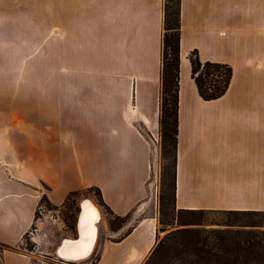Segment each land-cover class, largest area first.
<instances>
[{"label": "crops", "instance_id": "0c3cea01", "mask_svg": "<svg viewBox=\"0 0 264 264\" xmlns=\"http://www.w3.org/2000/svg\"><path fill=\"white\" fill-rule=\"evenodd\" d=\"M164 6L0 0V264H74L45 260L38 243L27 253L23 239L44 195L59 206L78 192L103 215L92 186L114 214L134 216L87 264L151 254ZM193 51L232 66L222 97L199 95ZM180 57L176 208L264 210V0H181Z\"/></svg>", "mask_w": 264, "mask_h": 264}, {"label": "trees", "instance_id": "16d2710c", "mask_svg": "<svg viewBox=\"0 0 264 264\" xmlns=\"http://www.w3.org/2000/svg\"><path fill=\"white\" fill-rule=\"evenodd\" d=\"M180 39L181 0H165L159 124L164 151L171 147L173 158L170 204L177 212V219H181L183 223L201 224V221L200 223L194 221L193 217H201L211 211L224 216L220 220L221 223L218 224L223 226L172 230L165 238L156 243L143 264H264V210L176 208ZM189 59L191 76L199 95L207 101L222 97L229 89L233 78L232 66L224 62L202 61L197 51L191 52ZM89 190L94 191L98 204L110 215L111 229L117 230L123 226L130 215L114 214L105 203L99 187L92 186ZM76 195L77 192L71 193L67 201ZM163 199H165L164 196ZM42 203L52 205L46 195L42 196L39 205ZM130 230L131 228L127 230L126 234Z\"/></svg>", "mask_w": 264, "mask_h": 264}, {"label": "rangeland", "instance_id": "374dc122", "mask_svg": "<svg viewBox=\"0 0 264 264\" xmlns=\"http://www.w3.org/2000/svg\"><path fill=\"white\" fill-rule=\"evenodd\" d=\"M155 137V143H152V146L154 148L152 152L153 159L151 161L152 171L147 184H149L150 182L152 183L151 186H149L148 196L150 198H153V202L151 203L152 209L158 212L156 243L161 241L170 231L175 229L189 227L214 228L223 226L218 225L219 223H221L220 220L224 218V216L218 212L210 211L203 214L201 217L194 216L193 220L199 223L201 221V224H187L183 223L181 219H177V212L172 208L170 204V191L173 174V158L170 151L171 147L164 151L161 128H159V133ZM155 189L156 192H154ZM88 193L94 195L93 190L91 191L88 189ZM82 196L86 195L79 194L77 192V195L75 197H71L70 201H67L66 199V202L64 201L62 205H59L57 207L53 204L49 206L46 203H42L41 205H39L34 224L23 239V247L25 251L27 253L35 252L37 249H39V247L37 248L38 243L40 245V251L43 253L42 255L46 258L45 260H50V254L48 253H51V250L48 249L52 247L53 243L56 242L62 235L71 236L75 234L76 215L78 212L79 200ZM163 196L165 199H163ZM102 210V221L99 225L101 231L94 251L89 258L71 263L87 264V261H95L98 258V245L103 238H106V235L109 234L111 230V226L109 224L110 215L106 212L105 209L102 208ZM131 216H134V213H131ZM131 216L129 218H131ZM182 219L185 220V218ZM45 238L47 239V244H45L44 242L42 243L43 239ZM3 248V246H0V250H2Z\"/></svg>", "mask_w": 264, "mask_h": 264}, {"label": "bare ground", "instance_id": "6f19581e", "mask_svg": "<svg viewBox=\"0 0 264 264\" xmlns=\"http://www.w3.org/2000/svg\"><path fill=\"white\" fill-rule=\"evenodd\" d=\"M86 198H88L89 200L87 199L85 201V198H84V200L82 201L83 208H82V214H81V218H80V222H79V231H80V237L81 238H80L79 242H77L75 244H76L79 252L83 251L84 248L89 247V250L87 251V253L91 252L90 255H88L90 257L92 254V251L96 247L97 241L99 239V234L101 231L99 225L102 221V213L100 211L99 206L97 204H95L91 200L90 197H86ZM96 221H98V224L96 223ZM63 236L68 237V238H72L70 235H62L61 238ZM39 242H40V240H39ZM43 242L45 244H47V239L46 238L43 239L42 243ZM68 244H70L69 241H67L65 239H64V242L62 243V245H60V246H59V244H57V242H54L52 247L49 248L48 250H53L58 246L57 251L60 254L67 256V258H69V260H71V261L78 260V257H70L69 256L71 250H68V247H65Z\"/></svg>", "mask_w": 264, "mask_h": 264}, {"label": "water", "instance_id": "95a60500", "mask_svg": "<svg viewBox=\"0 0 264 264\" xmlns=\"http://www.w3.org/2000/svg\"><path fill=\"white\" fill-rule=\"evenodd\" d=\"M86 197H89V196H82L80 198V200H79V207H78V212H77L76 221H75V234L71 235L72 238H68V237L63 236L62 238L60 237L56 241L57 244H59V246L62 245V243L64 242V239L69 241L70 244L66 245L65 247H68V250H71V252L69 254L70 257H78V260H75L74 262L82 261V260H85V259L89 258L88 255H90V253H91V252L87 253V251L89 250V247H86V248H84L83 251L79 252V250L77 249V246L75 244V243L79 242V240L81 238L80 237V231H79V222H80V218H81V214H82V208H83L82 201L84 200V198H85V201H86L88 199ZM96 223L98 224V221H96ZM57 248H58V246L55 249L51 250V253L53 255H55V257L59 258L60 260L71 261V260H69V258H67V256H64V255L60 254L57 251ZM94 249H93V251H94Z\"/></svg>", "mask_w": 264, "mask_h": 264}, {"label": "built area", "instance_id": "2783aa9c", "mask_svg": "<svg viewBox=\"0 0 264 264\" xmlns=\"http://www.w3.org/2000/svg\"><path fill=\"white\" fill-rule=\"evenodd\" d=\"M151 139H152V140H155V139H156L155 135H152V138H151ZM151 166H152V165H151ZM149 184H152V183L150 182ZM154 192H156V189H155ZM62 261H64V260H62ZM64 262L71 263V262H74V261H64Z\"/></svg>", "mask_w": 264, "mask_h": 264}]
</instances>
